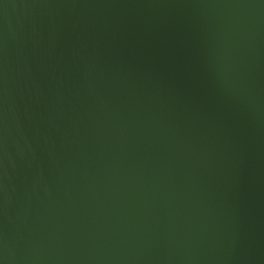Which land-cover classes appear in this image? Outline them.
<instances>
[{
  "label": "water",
  "instance_id": "1",
  "mask_svg": "<svg viewBox=\"0 0 264 264\" xmlns=\"http://www.w3.org/2000/svg\"><path fill=\"white\" fill-rule=\"evenodd\" d=\"M0 264H264V0H0Z\"/></svg>",
  "mask_w": 264,
  "mask_h": 264
}]
</instances>
